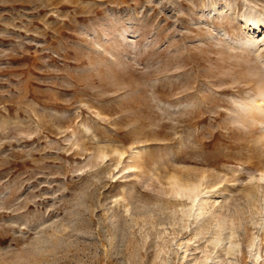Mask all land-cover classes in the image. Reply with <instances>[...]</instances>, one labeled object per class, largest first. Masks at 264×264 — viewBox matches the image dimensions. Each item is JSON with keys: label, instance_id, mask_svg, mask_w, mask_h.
<instances>
[{"label": "rangeland", "instance_id": "rangeland-1", "mask_svg": "<svg viewBox=\"0 0 264 264\" xmlns=\"http://www.w3.org/2000/svg\"><path fill=\"white\" fill-rule=\"evenodd\" d=\"M0 264H264V0H0Z\"/></svg>", "mask_w": 264, "mask_h": 264}, {"label": "bare ground", "instance_id": "bare-ground-1", "mask_svg": "<svg viewBox=\"0 0 264 264\" xmlns=\"http://www.w3.org/2000/svg\"><path fill=\"white\" fill-rule=\"evenodd\" d=\"M255 26H257V24H255Z\"/></svg>", "mask_w": 264, "mask_h": 264}]
</instances>
